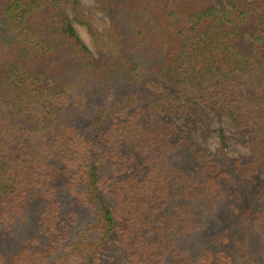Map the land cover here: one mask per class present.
Returning <instances> with one entry per match:
<instances>
[{
    "label": "trees",
    "instance_id": "trees-1",
    "mask_svg": "<svg viewBox=\"0 0 264 264\" xmlns=\"http://www.w3.org/2000/svg\"><path fill=\"white\" fill-rule=\"evenodd\" d=\"M93 1L0 0V264H264V0Z\"/></svg>",
    "mask_w": 264,
    "mask_h": 264
},
{
    "label": "rangeland",
    "instance_id": "rangeland-1",
    "mask_svg": "<svg viewBox=\"0 0 264 264\" xmlns=\"http://www.w3.org/2000/svg\"><path fill=\"white\" fill-rule=\"evenodd\" d=\"M215 4H218L219 0H212ZM80 2L86 6L91 7L90 10L93 12L94 16L100 15V12L93 8L92 6L95 4L93 0H80ZM72 24L74 25L75 29L77 30L78 34L82 38V40L89 46L90 45V38L87 34L85 28L81 25H79L73 18V13L71 10H68ZM199 118L203 119V126L206 129L208 128H216L218 126H223L225 129V133L229 136L228 144L230 146V149L228 151V154L230 156L238 157L241 154H244L246 150L240 143V134L236 132V129L233 127L230 120L223 116L221 120H218L217 117L214 115V113L207 107H204L203 112L199 113ZM193 136L199 140L204 145H207L210 149H214L218 145L217 138L214 136V134H210L207 136H204L203 133L194 132ZM217 222L214 224V227H216ZM200 245V244H199ZM205 246H209L207 244H203ZM226 252V251H225ZM102 258V261H106L105 255L99 254ZM229 255V254H228ZM237 259V256H233ZM233 258V259H234ZM105 263V262H104ZM102 263V264H104ZM106 264V263H105ZM235 264H242L241 259H237Z\"/></svg>",
    "mask_w": 264,
    "mask_h": 264
}]
</instances>
